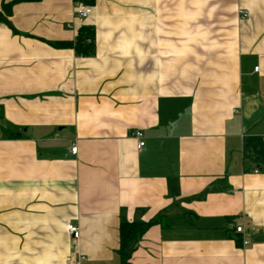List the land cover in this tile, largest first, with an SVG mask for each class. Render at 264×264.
<instances>
[{"label": "crops", "instance_id": "1", "mask_svg": "<svg viewBox=\"0 0 264 264\" xmlns=\"http://www.w3.org/2000/svg\"><path fill=\"white\" fill-rule=\"evenodd\" d=\"M81 27L92 55L65 44ZM161 214L177 224L151 227L132 264H264V0L16 2L0 22V264H120L121 221Z\"/></svg>", "mask_w": 264, "mask_h": 264}, {"label": "trees", "instance_id": "2", "mask_svg": "<svg viewBox=\"0 0 264 264\" xmlns=\"http://www.w3.org/2000/svg\"><path fill=\"white\" fill-rule=\"evenodd\" d=\"M39 2L41 0H12L3 1L2 9L0 10V22H8L9 17L12 15L13 5L16 2ZM79 1V0H78ZM82 1V0H80ZM87 5V3L85 4ZM89 6V5H87ZM94 30L89 27H81L77 36V40L74 43H65L66 45H72L76 52L82 56H89L94 53ZM64 44V45H65ZM55 45H59L56 44ZM176 221L168 217L167 215L161 214L159 217L149 221L130 222L122 220L120 224V246L118 249V256L120 264H132L131 259L133 253L138 247L140 239L148 232V230L159 225L163 229H170L176 225Z\"/></svg>", "mask_w": 264, "mask_h": 264}, {"label": "built area", "instance_id": "3", "mask_svg": "<svg viewBox=\"0 0 264 264\" xmlns=\"http://www.w3.org/2000/svg\"><path fill=\"white\" fill-rule=\"evenodd\" d=\"M93 10L91 7L83 4V3H77L75 6V18L78 22H84L85 20H87L89 18V16L92 14ZM242 17H247L248 13L245 10H242L241 12ZM259 68L257 67L255 70H258ZM131 137L134 138L135 140H137V147L138 149H142L145 146V135L143 133V131L141 130H133L131 132ZM77 147L73 146L72 147V154L76 155L77 154ZM252 231H254L255 229H251ZM67 232L69 234V236L71 237V239L78 243L80 237H81V232H80V228L78 225L75 224H70L67 227ZM236 232L240 235H242V239H241V243L242 246H248L249 245V241L246 239L245 234H246V228L244 226H238L236 227ZM82 259H84V257H82Z\"/></svg>", "mask_w": 264, "mask_h": 264}]
</instances>
